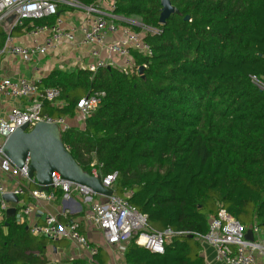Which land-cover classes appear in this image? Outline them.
<instances>
[{
    "label": "trees",
    "instance_id": "trees-1",
    "mask_svg": "<svg viewBox=\"0 0 264 264\" xmlns=\"http://www.w3.org/2000/svg\"><path fill=\"white\" fill-rule=\"evenodd\" d=\"M171 2L179 13L162 24L161 0H115L114 13L142 23L123 25L155 31L144 35L152 54L133 50L131 70H54L39 83L61 89L66 104L44 109L55 118L74 116L83 96L104 94L83 127L62 134L65 145L85 171L116 173L114 190L147 216L151 230L174 232L162 254L128 241L127 264H205L195 233L206 234L220 208L247 230L264 224V90L251 81L264 76V0ZM5 40L0 29V48ZM55 242L0 210V264H52ZM100 252L94 258L102 264Z\"/></svg>",
    "mask_w": 264,
    "mask_h": 264
},
{
    "label": "built area",
    "instance_id": "built-area-1",
    "mask_svg": "<svg viewBox=\"0 0 264 264\" xmlns=\"http://www.w3.org/2000/svg\"><path fill=\"white\" fill-rule=\"evenodd\" d=\"M114 4L115 0L109 6H104L100 1L98 4L86 6L78 0H0V25L7 23L10 28L22 25L25 20L56 16L53 24L32 27L30 35L33 40L29 45L16 44L12 33L8 31L4 45L0 48V56H15L25 62H31L36 56L52 54L63 43H73L79 39L81 45L101 46L107 53L104 58L101 56L100 48L94 47L91 51L94 61L88 63L85 69L95 72L97 68L110 64L127 72L134 66L130 62L133 59V50L146 56L152 54L151 46L144 39V35L146 31L152 33L155 31L144 28L145 31L137 32L130 26L123 25L122 22H126L140 27V24L131 18L114 13ZM61 7L73 12H82L83 19L77 28L65 26V19L59 14ZM120 31L122 34L118 40L109 39ZM115 55L126 58L125 62L123 64L113 62ZM251 81L259 89L264 90V76L251 75ZM60 94L59 87H43L26 77L15 80L0 77L1 98L26 101L23 106H11L7 114L0 117V210L6 212L11 206H15L17 221L27 222L34 236H47L52 240H70L78 248L88 252L86 264H99L94 258L97 247L92 246L81 231L80 222L72 220L64 223L47 208L40 211L43 215L42 223L30 222V216L35 210L32 204H27L23 199L29 194L35 201L43 203L54 201L58 190H62L67 198L77 193L83 198L84 204L90 207L86 219L102 231L108 244L117 245L124 251L125 244L134 238L139 246L153 253H164L165 244L174 232L170 228L162 231L151 230L147 216L139 212L125 196L118 195L116 191L110 196L97 195L86 186L63 179L57 172L52 174L49 189H43L35 177L29 176V159L23 167H17L4 154L3 147L6 140L25 124H27L26 130H31L39 122L54 123L58 125L61 134L70 128L66 117L55 118L44 111V105H55ZM103 95V93L88 94L78 100L76 109L84 119L97 108ZM93 174L99 175L95 169ZM101 177L103 184L114 190L117 174ZM5 194H13L19 201L8 202L3 197ZM246 230L238 219L226 209L220 208L217 215L210 218L207 233L203 235L195 233V235L212 245L217 251V257L225 264H258L256 255L264 256V234L257 240H250L246 238ZM253 231L259 232V227L254 226ZM51 261L52 264L61 263L60 260Z\"/></svg>",
    "mask_w": 264,
    "mask_h": 264
},
{
    "label": "crops",
    "instance_id": "crops-1",
    "mask_svg": "<svg viewBox=\"0 0 264 264\" xmlns=\"http://www.w3.org/2000/svg\"><path fill=\"white\" fill-rule=\"evenodd\" d=\"M113 2L114 0H100V3L104 6H109ZM59 14L65 19V26L67 28H77L83 19L82 12H73L71 10H66L63 7L59 9ZM20 26L22 25L10 29V32L14 37V42L19 45H29L33 40L30 35L31 29H28L27 27L20 28ZM0 29L7 34L8 31L4 29L3 25H0ZM121 34L120 31L110 36L109 39L111 41L118 40L121 37ZM94 47H99L101 56L106 58L107 53L103 47L96 45H81L79 39H76L73 43H63L62 46L52 54L48 56H36L31 62H25L21 58L15 56H0V77H9L12 80L19 77H26L32 81L41 83L42 79L54 70L72 71L75 69H85L88 63L94 61V57L91 54ZM125 59L126 58L115 55L113 56L112 61L118 64H123ZM109 62H111V60ZM130 62L134 64V59L130 60ZM108 66L112 65L109 64ZM25 103L26 101L24 100H6L0 97V117L5 116L11 106H23ZM65 104L64 100L59 99L57 103L52 106L61 108ZM45 106L46 104L44 105V109ZM75 110L74 116L66 117V120L69 125H79L83 127L85 119L81 116L79 110ZM58 193L60 194L58 195ZM23 199L27 204H32L35 210L30 216V222L42 223L43 215L40 211L44 208H47L50 212L56 214L60 220L61 218L66 219L70 217V220L80 222L81 231L87 237L90 244L97 248H101L99 259L103 261L102 264H127L124 251L120 250L117 245L108 244L102 231L98 229L94 223L86 219V214L89 212L90 207L89 205L84 204L83 198L77 193H73L67 198L62 190H58L54 201L43 203L35 201L29 194L24 196ZM98 199H100V197H98ZM255 225L259 227V232L253 231L254 225L252 224L248 226L247 231L251 230L253 239L257 240L264 234V224L262 222H258L257 224L256 222ZM196 239L200 244V255L203 256L205 264H225L217 257V251L212 245L199 238ZM56 241L57 242L50 245L48 248V255L51 260H60L61 262L62 260L80 259L82 261H88V252L78 248V246L72 241L66 239ZM256 260L258 264H264V256L257 254Z\"/></svg>",
    "mask_w": 264,
    "mask_h": 264
},
{
    "label": "water",
    "instance_id": "water-1",
    "mask_svg": "<svg viewBox=\"0 0 264 264\" xmlns=\"http://www.w3.org/2000/svg\"><path fill=\"white\" fill-rule=\"evenodd\" d=\"M161 6L162 24L171 14L179 13L171 0H161ZM185 19L189 20L190 16H185ZM144 68L141 66L139 72L142 73ZM26 129L27 124L12 133L4 144L3 152L17 167H23L29 159V176L35 177L43 189H49L52 174L57 172L63 179L86 186L97 195L110 196L115 192L103 184L101 175L89 173L80 166L65 145L57 124L39 122L31 130ZM3 197L8 202L19 201L13 194H5ZM15 214V206H11L6 211L7 216H15ZM246 238L253 239L251 230L247 231Z\"/></svg>",
    "mask_w": 264,
    "mask_h": 264
},
{
    "label": "rangeland",
    "instance_id": "rangeland-1",
    "mask_svg": "<svg viewBox=\"0 0 264 264\" xmlns=\"http://www.w3.org/2000/svg\"><path fill=\"white\" fill-rule=\"evenodd\" d=\"M131 20H134L136 23H138V24H140V26H142V23H141V19L140 18H138V17H131ZM2 25H3V27H4V29L6 31H10V29H11L10 26H8L7 24H2ZM51 245H53V244H51Z\"/></svg>",
    "mask_w": 264,
    "mask_h": 264
}]
</instances>
